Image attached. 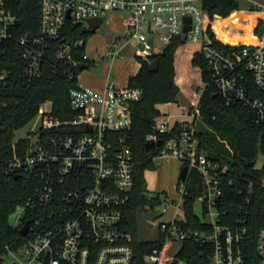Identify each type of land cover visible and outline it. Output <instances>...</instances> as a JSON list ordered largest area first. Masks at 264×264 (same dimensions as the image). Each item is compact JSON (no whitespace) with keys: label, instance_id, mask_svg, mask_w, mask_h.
<instances>
[{"label":"built area","instance_id":"built-area-1","mask_svg":"<svg viewBox=\"0 0 264 264\" xmlns=\"http://www.w3.org/2000/svg\"><path fill=\"white\" fill-rule=\"evenodd\" d=\"M13 1L0 0V123L5 106L1 94L10 73L5 63L15 45L18 22ZM39 4L38 31L25 32L16 39L23 84L30 85L42 78L47 52L53 47L54 59L74 69H80L81 64L89 67L98 63L85 52L82 59L75 57L84 39H64L67 20H106L112 12H126L124 32L106 53L114 59L121 56L123 41H133L135 56L147 58L156 53V41L164 49L174 38L181 40L188 23L185 18L190 17L184 42L198 44L224 102L248 107L255 124L264 122V101L251 92L246 79L249 73L256 88L264 90V43L243 44L238 54L231 49L235 44L220 39L230 49L214 44L207 28L211 25L213 30L219 15L211 20L202 0H39ZM52 71L56 73L57 69ZM203 91L204 83L200 80L192 106L178 117L160 111L146 136V142H153L152 148L156 150L153 161L175 156L182 166H188L186 179L177 181V198L165 192L154 207L161 206L162 212L148 221L149 236L138 237L163 240L160 247L144 255L146 264H172L176 257L166 256V245L192 239L206 245L207 264L245 263L243 242L248 237L250 214L255 208L253 181H249L235 215H229L223 207L225 165L203 148L197 134ZM142 96L140 87H118L109 82L105 90L99 91L78 82L69 92L70 107L77 112L72 118H56L50 101L41 104L37 114L42 116L40 127L32 128L24 138H14L11 153L4 159L3 174L19 175L18 179L31 185L32 191L9 215V223L18 235L5 244L0 264H134V237L128 218L134 157L128 132L132 124L131 104ZM64 125L72 127L69 134L59 131ZM38 132L39 142L31 144ZM24 140L29 142L28 146L20 143ZM159 140L161 145L157 144ZM192 170L200 175L201 189L193 208H200V214L195 213L204 227L201 230L187 227L183 208ZM261 186L264 187V175ZM169 210L172 211L168 214ZM158 216L161 218L156 219ZM26 225V233L21 234ZM256 250L264 264V226L258 230ZM177 264H186V260L178 259Z\"/></svg>","mask_w":264,"mask_h":264},{"label":"trees","instance_id":"trees-1","mask_svg":"<svg viewBox=\"0 0 264 264\" xmlns=\"http://www.w3.org/2000/svg\"><path fill=\"white\" fill-rule=\"evenodd\" d=\"M202 5L211 20L215 14L225 18L239 9L238 0H202ZM12 9L18 16V22L15 45L5 63V67L10 69L8 82L1 94L5 106L0 123V261L5 251V244L18 235L9 223V215L32 191V186L26 181L16 179L14 176L6 177L3 174L4 159L11 153L14 131L31 121L38 114L41 104L46 101L52 103L54 117L65 120L75 116L77 112L70 107L69 92L78 86L80 72L78 68L74 69L67 64L57 62L54 59L53 47L47 52L45 73L42 78L30 85L23 84L16 39L25 32L38 31L39 0H14ZM225 19L217 17L213 25ZM93 32L80 22L66 21L64 39H84L83 46L79 47L74 54L76 58L82 59L87 39ZM207 33L214 44L230 49L215 37L211 25L208 26ZM216 33L226 43H235V34L217 31ZM185 43L179 38H174L162 51L147 58L138 56L137 60L141 66L137 74L130 76L128 82L130 86L140 87L143 90L142 98L131 104L132 124L128 132L134 157V186L131 206L128 210L129 227L134 237V264H146L144 255L163 243L161 238L140 240L137 236L140 209L146 206L154 208L161 201L159 194L147 195L144 173L154 168L153 157L156 155V150L146 148V136L152 131L155 118L160 115L158 105L178 101L181 84L177 70L182 61ZM231 49L235 51V54L240 52V46ZM155 59H158V65L155 70H150L149 65ZM189 65L192 70L200 72L204 83V91L200 98V111L203 122L210 128L199 130L197 134L203 148L225 165L223 207L229 215H235L236 207L243 200L249 181H253L252 200L255 208L250 214L248 237L243 242L244 264H261L256 242L258 230L264 226L262 212L264 187L261 186L264 168L262 171H257L254 167L259 156H263L264 152V122L260 125L255 124L250 108L242 105H227L224 102L212 81L210 66L200 50L191 54ZM54 67L57 69L56 73L52 71ZM246 79L251 92L264 101V90L256 88L249 73L246 74ZM71 130L72 127L66 125L59 129L65 134H69ZM20 143L27 146L29 144L27 140ZM200 189V175L192 170L187 180L188 194L183 207L188 220L187 227L192 230L204 228L193 208V202L200 193ZM205 246L195 239L181 241L175 253L176 259L172 264H177L178 259L186 260V264H207L208 252Z\"/></svg>","mask_w":264,"mask_h":264},{"label":"rangeland","instance_id":"rangeland-1","mask_svg":"<svg viewBox=\"0 0 264 264\" xmlns=\"http://www.w3.org/2000/svg\"><path fill=\"white\" fill-rule=\"evenodd\" d=\"M251 1L264 3V0H238L239 9L244 11L247 10ZM231 14L227 19L215 24L214 27L217 32H227L235 34V32L233 31H226L225 26L227 24H231L234 26L235 21L237 20V17L240 13L233 11ZM109 15L110 14H108L107 17ZM125 16L126 12L124 11L116 12L113 21L106 20L87 39L85 45V54L88 58H90V60H96L98 64L90 65L88 68L80 70L78 75V81L80 84L87 86L88 79L104 80L109 73V77L111 80H122L128 74L132 73V71H134V64L132 63V61H130L132 57L125 53L120 59L101 57V48L103 47L105 41L111 33L114 34L121 30L122 20ZM78 22L82 23L85 28L89 29L86 21ZM198 48V44H194L189 41L185 43L182 61L178 65V77L181 84V90L178 95V101H180V103H164L159 107L161 112H169L173 116L178 117L180 112H184L188 108V103H194V99L191 97V94L194 93L197 82L201 80V75L199 71H194L191 69L189 60L191 54L194 51L198 50ZM162 50V45L158 41H156L154 45V51L157 53ZM111 61H113L112 64ZM41 123L42 116L37 115L27 124L16 129L14 131V138L19 139L26 137L28 134H30L32 128H39ZM196 127L198 131L210 129L200 118L197 119ZM154 162V168L146 170L144 173L146 179L147 195L152 196L159 194L160 196H163V194L167 192L170 196L177 198L176 184L182 167L180 159L175 156L157 157L155 158ZM161 208V206H158L152 210L148 206H146L145 208L140 209L138 216V237L143 238L149 236L148 221L152 220L154 217H156V215H159L162 212ZM171 211L172 210H169L168 214ZM195 212L197 214H200V208L197 207ZM168 214L164 215L163 217H166ZM14 217L15 213L10 216V220H13ZM160 218L161 216H158L156 219ZM179 244V241H172L170 244H167L165 248L166 256L173 257L179 247Z\"/></svg>","mask_w":264,"mask_h":264},{"label":"crops","instance_id":"crops-1","mask_svg":"<svg viewBox=\"0 0 264 264\" xmlns=\"http://www.w3.org/2000/svg\"><path fill=\"white\" fill-rule=\"evenodd\" d=\"M235 12L240 13L239 16L237 17V20L235 21V25L233 26L231 24H227L225 26L226 31L235 32V43H232V44H235V46H241L243 44H262V43H264V3H262V2L258 3V2L251 1L249 3V8L247 10L244 11V10L237 9V10H235ZM115 14H116V12L110 13V15L106 18V20L113 21ZM125 17L122 20L121 30H119L118 32H116L114 34L111 33L110 36H108L107 40L105 41L103 47L101 48V51H102L101 57L102 58L108 57V56H106V53L109 50V47L117 38H120L122 36V34L124 32V28H125V25H124ZM217 17H219L220 19H225L221 16H217ZM213 32H214L217 39L222 40L217 35L214 26H213ZM134 49H135V43L133 41H123V43H122V54L120 57H118V59H120L124 53L129 55L130 57H132L130 61H132V63L134 64V68H135L134 71H132V73L128 74L122 80H111L109 77L110 73L108 74V76L104 80L88 79L87 80V84H88L87 87H91L93 89L103 91L106 89L107 84L109 82H113L118 87H125V86L129 85L128 82H129L130 76H134L135 74H137V72L141 66L140 62L137 60V57L135 56ZM112 62L113 61H111V64H112ZM93 65H95V64H93ZM177 72H178V70H177ZM191 97L193 98V93L191 94ZM177 103H180V101H177ZM160 105H162V104H159L158 108L160 107ZM187 105H188V107L192 106V104H189V103ZM159 110H160V108H159ZM167 113H169V112H167ZM178 180H179V178H178Z\"/></svg>","mask_w":264,"mask_h":264},{"label":"water","instance_id":"water-1","mask_svg":"<svg viewBox=\"0 0 264 264\" xmlns=\"http://www.w3.org/2000/svg\"><path fill=\"white\" fill-rule=\"evenodd\" d=\"M67 16L69 17V14ZM185 21L189 23L190 22V17H186ZM86 22L88 24V28L91 31H95L97 28H99L105 22V19L104 18H89V19H87ZM188 23L185 24V26H184L185 32L181 36V41H183V42H184L185 37H186V31H188L190 29V25ZM150 41H152V39ZM157 65H158V59H155V60L151 61L150 65H149V69L150 70H155ZM85 68H88V66L86 64H81L80 65V69H85ZM40 136H41V132H38L31 139V144H35V143L39 142ZM157 144L161 145L162 144V140H159L157 142ZM153 145H154L153 142H146V148L147 149H151L153 147ZM263 165H264V159H263V156L260 155L254 168L257 171H261L262 168H263ZM187 173H188V166L187 165H183L181 167V170H180L179 179L185 180L186 176H187ZM18 177H19V175H15L14 176V178H16V179ZM26 231H27V225L24 228H22L20 232H21V234H25Z\"/></svg>","mask_w":264,"mask_h":264}]
</instances>
